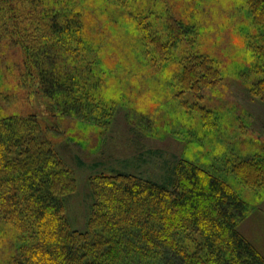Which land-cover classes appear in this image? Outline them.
I'll use <instances>...</instances> for the list:
<instances>
[{
    "label": "rangeland",
    "instance_id": "rangeland-1",
    "mask_svg": "<svg viewBox=\"0 0 264 264\" xmlns=\"http://www.w3.org/2000/svg\"><path fill=\"white\" fill-rule=\"evenodd\" d=\"M13 3L20 11L19 24L24 7L30 14L25 15L27 21L41 12L48 22L56 12L57 19L66 17L75 24L69 47L45 53L49 65L42 68L63 83L62 89L47 96L34 65L28 69L32 76L27 74L22 52L12 44L17 40L1 29L8 27L14 33L19 14L0 13V123L9 118L29 120V126L36 128L32 139L55 152L72 172L76 188L64 204L70 228L88 230L93 203L90 178L125 173L171 190L177 167L186 163L227 186L244 204L236 228L264 257V101L252 95L260 76L238 37L251 29L244 0ZM169 11L176 19L192 15L201 23L198 40L216 59L221 76L215 86L194 94L181 81V51L173 59L166 52ZM75 14H80L79 22H74ZM22 28L28 29V24ZM29 126H0V144L9 148L15 141L16 156L30 138ZM241 161L261 167L259 182L247 184L236 172ZM14 170L6 164L0 169V264H15L27 240L25 228L12 223L4 211L3 189ZM132 230L131 237L138 239L137 230ZM201 243L197 239L193 245ZM131 257L139 259L140 254ZM159 258L160 264L177 261L168 248Z\"/></svg>",
    "mask_w": 264,
    "mask_h": 264
},
{
    "label": "trees",
    "instance_id": "trees-1",
    "mask_svg": "<svg viewBox=\"0 0 264 264\" xmlns=\"http://www.w3.org/2000/svg\"><path fill=\"white\" fill-rule=\"evenodd\" d=\"M241 4L251 17V29L238 37L241 45L249 49L255 61L254 71L260 76L251 92L264 101V0H244ZM11 11L19 14L14 33L8 27L1 29L12 41L17 40L12 44L21 50L27 70L34 65L38 84L45 95L51 96L62 89L63 83L42 68L49 65L45 53L61 50L63 45L69 47L67 40L75 34V24L66 17L57 19L56 12L48 22L41 12L27 21L25 15L30 14H25V7L19 24L20 11L13 0H0V13ZM169 14L170 11L166 18V52L173 59L181 51V81L194 94L203 87L215 86L221 76L216 59L204 51V44L198 40L201 23L192 15L176 19L175 14ZM74 18L79 22L80 14ZM26 23L28 29L22 28ZM16 33L18 37L12 38ZM27 74L32 76L31 70ZM203 115L207 117L205 112ZM16 124L29 126L30 122L9 118L0 126ZM27 129L30 138L16 156L15 141L9 148L7 143L0 144V169L5 164L12 171L16 167L3 189L4 211L27 234L15 264H160L159 255L166 248L176 255L174 264H264V257L236 228L244 204L227 186L186 163L177 167L178 176L171 190L125 173L90 178L93 203L88 230L73 231L64 215L65 199L76 188L72 172L55 152L32 139L36 128ZM260 168L241 161L234 169L240 171L247 184H253L260 181ZM132 229L137 230L138 239L131 237L135 232ZM125 233H130L128 239ZM197 239L202 242L199 247L193 245ZM136 253L139 259L131 257Z\"/></svg>",
    "mask_w": 264,
    "mask_h": 264
}]
</instances>
